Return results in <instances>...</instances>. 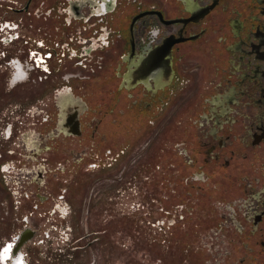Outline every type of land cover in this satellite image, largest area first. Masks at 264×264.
<instances>
[{"label":"flooded vegetation","instance_id":"1","mask_svg":"<svg viewBox=\"0 0 264 264\" xmlns=\"http://www.w3.org/2000/svg\"><path fill=\"white\" fill-rule=\"evenodd\" d=\"M0 67L53 81L0 107L5 264L97 246L128 191L174 264H264V0H0Z\"/></svg>","mask_w":264,"mask_h":264},{"label":"rangeland","instance_id":"2","mask_svg":"<svg viewBox=\"0 0 264 264\" xmlns=\"http://www.w3.org/2000/svg\"><path fill=\"white\" fill-rule=\"evenodd\" d=\"M3 68L0 67V107H3V105L6 107L8 103L25 105L28 103L26 97L39 92L45 85L44 83H53V81L47 80V82H44L46 79L41 81L39 77H35V81H22L17 83L14 87L15 89H12L9 81L15 74H8ZM2 70L5 74L1 72ZM51 78L55 80L54 75L49 77V79ZM4 174V181L2 180L0 183V195L2 200L4 196L8 197V188L13 186L12 176H14L11 172H8V170H6ZM128 193L129 198L118 200V204L115 206L117 213L115 214V212H113L112 221L110 223L104 221L92 223L94 230L101 231V234L105 235L97 241V246H87V249L81 250L78 253L75 252L74 256L69 253V256L65 255L63 261H58L54 255L46 256V254L43 253V248H45L44 245H40L38 247L40 250L38 254H30L31 257L28 254L27 259L29 264H174V257L178 260L181 258L183 259L184 255L182 254H172V250L170 249L172 244H168L171 241L167 237L168 233L166 235L163 231L159 233L157 222L124 221V216H127L126 218H131L139 214L134 211L135 209L132 207L137 197L134 196L132 192L128 191ZM9 211L10 209L7 205L3 206L0 210V251L5 242L12 241V238H10L11 234L14 233L15 229L20 227L21 224L11 220ZM122 214L123 218L121 217ZM163 218H165L164 213H162V219ZM52 225L54 226L46 223L42 224L44 230L50 232L51 238L49 241L52 243L51 248L55 252L60 253L62 251L61 247L67 249L72 245V240L67 238L68 234L66 235V233L64 234L65 239H63L62 232L66 230L61 227V224ZM70 225L73 226V223H70ZM162 225H165V223H162ZM79 226L81 230L85 232L89 229L90 223L83 221ZM41 230L35 240L42 237ZM85 240L86 239H84V241ZM70 251L74 250L71 249ZM34 258H37L38 261H34Z\"/></svg>","mask_w":264,"mask_h":264},{"label":"water","instance_id":"3","mask_svg":"<svg viewBox=\"0 0 264 264\" xmlns=\"http://www.w3.org/2000/svg\"><path fill=\"white\" fill-rule=\"evenodd\" d=\"M30 235L31 234H25V235H22L20 237V241L18 242L17 246L12 251L13 254H16V251H18V249L21 246V244L24 241H26L30 237ZM3 251L4 252H1V254H0V259H1L2 263L5 264V261L8 258H10V250H9V248H7V249H4ZM12 264H21V256H20V253L19 252H17L16 258H12Z\"/></svg>","mask_w":264,"mask_h":264}]
</instances>
